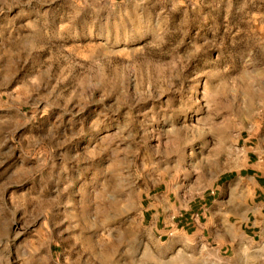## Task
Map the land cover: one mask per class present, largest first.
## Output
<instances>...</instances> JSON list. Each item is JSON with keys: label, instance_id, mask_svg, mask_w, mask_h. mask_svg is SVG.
Masks as SVG:
<instances>
[{"label": "rangeland", "instance_id": "374dc122", "mask_svg": "<svg viewBox=\"0 0 264 264\" xmlns=\"http://www.w3.org/2000/svg\"><path fill=\"white\" fill-rule=\"evenodd\" d=\"M253 150L264 0H0V264L187 262Z\"/></svg>", "mask_w": 264, "mask_h": 264}, {"label": "crops", "instance_id": "0c3cea01", "mask_svg": "<svg viewBox=\"0 0 264 264\" xmlns=\"http://www.w3.org/2000/svg\"><path fill=\"white\" fill-rule=\"evenodd\" d=\"M207 195L193 208L192 254L180 264H264V154L253 150ZM161 247L157 264H165Z\"/></svg>", "mask_w": 264, "mask_h": 264}]
</instances>
